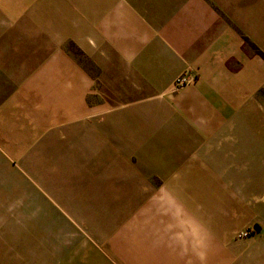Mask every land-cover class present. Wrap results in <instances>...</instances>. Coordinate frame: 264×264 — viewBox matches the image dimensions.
Here are the masks:
<instances>
[{"label":"crops","instance_id":"1","mask_svg":"<svg viewBox=\"0 0 264 264\" xmlns=\"http://www.w3.org/2000/svg\"><path fill=\"white\" fill-rule=\"evenodd\" d=\"M184 71L198 78L175 89ZM263 90L264 0H0V165L72 130L100 147L97 131L118 120L101 115L132 105L155 131L137 144L164 152L153 166L143 150L145 177L204 190L198 180L261 155L237 132L252 127ZM49 233L1 251L0 264H116L91 245L55 251Z\"/></svg>","mask_w":264,"mask_h":264},{"label":"rangeland","instance_id":"2","mask_svg":"<svg viewBox=\"0 0 264 264\" xmlns=\"http://www.w3.org/2000/svg\"><path fill=\"white\" fill-rule=\"evenodd\" d=\"M261 94V105L245 118L252 127L237 132V140L261 155L253 151L255 157L231 162L228 177L198 180L204 190H160L163 179L145 177L143 150L153 166L164 152L137 144L155 131L143 129L141 117H130L132 105L101 115L118 120L97 131L100 147L92 132L72 130L52 146L45 139L24 148L0 165V252L38 246L28 238L52 230L53 250L91 245L116 264H264ZM25 239L32 243L20 242Z\"/></svg>","mask_w":264,"mask_h":264},{"label":"built area","instance_id":"3","mask_svg":"<svg viewBox=\"0 0 264 264\" xmlns=\"http://www.w3.org/2000/svg\"><path fill=\"white\" fill-rule=\"evenodd\" d=\"M197 78L198 76L196 73L192 71H184L175 79L174 88L181 89L189 84L194 83Z\"/></svg>","mask_w":264,"mask_h":264}]
</instances>
